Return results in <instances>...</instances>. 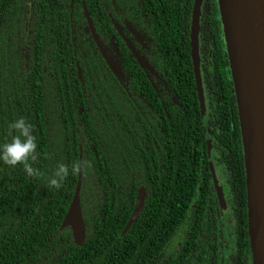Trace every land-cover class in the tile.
<instances>
[{
  "label": "trees",
  "instance_id": "16d2710c",
  "mask_svg": "<svg viewBox=\"0 0 264 264\" xmlns=\"http://www.w3.org/2000/svg\"><path fill=\"white\" fill-rule=\"evenodd\" d=\"M82 1L93 27L100 28L104 23L102 6L110 0ZM4 4L0 8L2 24L10 29L11 23L17 27L24 13L20 4L0 0V7ZM188 4L190 12L192 0ZM174 11L172 7V17ZM31 12L30 22L36 31L42 26L67 29L69 13L77 26L86 20L80 0H73L72 5L69 0H35ZM171 21L174 23L175 18ZM171 25L167 22L161 26ZM94 32L100 43L104 36L112 38L122 63L112 61L101 45L110 63L120 70L119 77L108 68L93 42L81 40L83 31H76V66L68 46L66 50L61 48L56 62L54 43L50 42L43 52V64L25 67L15 57L10 58L12 51L0 45V58L21 63L4 73L28 79L27 83L12 81L7 91L0 93V143L10 142L14 134L9 123L24 117L32 124L37 143L36 159L29 162L40 172L39 176L28 177L22 165L12 167L0 162V264H188L185 260L190 256L194 264H201L200 256L206 251L209 261L205 264H215L221 244L204 233L211 225L206 220L210 212L202 202L211 187L205 140L207 131H213L207 126L206 115L213 119L215 146L224 148L222 165L230 170L236 188L237 264H246L250 249L242 147L221 44L216 40L213 45L209 85L213 97L208 98L202 116L189 31H148L158 51L148 59L151 66L147 64L174 100L159 96L166 91L158 84L159 93H155L145 77L148 72L118 39L116 31ZM210 32L216 37V31ZM37 55L40 59L39 52ZM38 76L44 78L42 83ZM70 80L75 81L73 88ZM139 94L142 104L137 99ZM58 163L68 165L70 174L60 189L51 190L46 181ZM74 163L80 167L73 175ZM79 175L85 239L76 246L70 229L60 226ZM141 186L146 192L142 210L122 233ZM180 232L183 244L179 253L165 256Z\"/></svg>",
  "mask_w": 264,
  "mask_h": 264
},
{
  "label": "flooded vegetation",
  "instance_id": "af4514ba",
  "mask_svg": "<svg viewBox=\"0 0 264 264\" xmlns=\"http://www.w3.org/2000/svg\"><path fill=\"white\" fill-rule=\"evenodd\" d=\"M5 1V0H2ZM35 0H8L9 4H20L19 9L22 10V23L18 20L17 23H20L17 27H14V23H11L12 28H8L2 24L0 17V45L5 46L8 52L12 51L10 58L15 57L25 67L29 65H40L43 64L45 55H43L44 49L48 48L50 42L54 43V56L56 62L59 61V53L61 48L66 50L68 46L70 59L76 66V31H83L81 33V40H85L88 43L93 42L96 46L95 40L93 38V31H116L118 39L129 49L131 52L134 51L145 63L148 62V59L153 57L156 54L157 44L154 41V37H151L148 31H191V15H192V5L189 8V1L191 0H117L115 3L114 0H110L107 5L104 4V12L102 13V19L104 23L101 22V27L95 29L93 27V22L90 21V17L87 15V12L84 7V2L80 0L83 16L86 18L85 23L77 26L72 20V15H68V28L59 29V28H49V27H39V31H36L35 25H32L30 22V16H32V7ZM65 1V0H62ZM12 2V3H11ZM70 5L73 4V0H69ZM5 4L0 8H4ZM172 7L175 8V13L173 17L170 15ZM12 12V11H11ZM9 13V12H8ZM116 13V18L112 15ZM2 16V13L0 12ZM89 17V18H88ZM163 20L159 21V18ZM172 18H175L174 23L171 21ZM188 18V19H187ZM90 19V20H89ZM189 20V21H188ZM90 22V24H89ZM169 23L173 27L161 26ZM171 22V23H170ZM110 25L112 27H110ZM63 31V33L61 31ZM198 33V51H199V72L201 76V84L204 97V112L202 116L206 113L208 108V98L211 99L213 96L209 94L210 92V83L213 76L212 69V58H213V45L215 41L221 44L223 48L222 56L224 62L228 63L225 56V44L223 41V29L220 22V16L218 11V5L216 0H201L199 15H198V27L196 28ZM210 31H216V37L212 35ZM207 35H204V33ZM95 38L103 49L108 52L112 61L117 63L121 62V56L117 52L112 38L104 36L101 43L99 42L96 34ZM97 48V46H96ZM98 50V48H97ZM158 51V50H157ZM40 54V59L38 58L37 53ZM99 52V50H98ZM100 54V52H99ZM101 55V54H100ZM102 57V56H101ZM145 58V60L143 59ZM9 58L1 57L0 58V93L7 91L9 85L12 81H21L24 80L25 83L28 82V79L24 78H13V75H6L4 72L7 71V68L12 66L20 67L21 63L15 60H8ZM70 60V61H71ZM122 63V62H121ZM149 64V62H148ZM150 65V64H149ZM148 65V66H149ZM151 66V65H150ZM149 66V67H150ZM26 73L28 69L24 70ZM146 71V70H145ZM153 71V70H152ZM193 71V70H192ZM148 74H145L146 79L149 81L155 93H159L156 89V86L163 87L166 93H159L165 96H168L169 100H174L169 96L170 90L164 84L163 80H160L157 74L154 72L147 71ZM228 72V71H227ZM46 69L43 67L42 75H45ZM229 75V73H228ZM205 78H208L206 80ZM230 78V75H229ZM35 78L33 77L32 80ZM65 79V78H63ZM37 80L42 83L44 78L38 76ZM75 81L70 80L69 86L73 88ZM231 83V80H230ZM232 86V85H231ZM25 88V86H24ZM232 91V90H231ZM137 99L140 104L144 103L143 96L140 94L137 96ZM199 102V101H198ZM161 107L163 103L160 102ZM200 109V106H199ZM166 112V109L163 110ZM201 112V111H200ZM207 126L210 127V130L207 131L206 138V157L209 177L208 179L211 182V187L208 189L210 192L209 196L203 198L202 202L206 208V212H210L209 219H206L209 222V231L204 233H209V237L212 240L220 243V251L217 253V262L215 264H237L239 260V254L236 244V235H235V226H236V213H237V194L236 188L234 187V182L231 178V173L228 168L223 167V161L221 160V149H218L215 144H217L214 138V129L215 125L213 119L206 115ZM205 130V129H204ZM240 140V135H239ZM242 150V148H241ZM203 156L199 170H202L201 163L203 162ZM211 168L213 175L221 187L222 201L220 202L217 197V192L213 183V177L211 174ZM242 169L244 177V168H243V159H242ZM222 173L224 180H218V174ZM244 181V178H243ZM245 188V182H244ZM246 209V208H245ZM216 224V228L215 225ZM247 224V223H246ZM231 227V237L230 233L227 232L228 228ZM201 232V231H199ZM229 233V236H228ZM179 240L174 243L175 239L168 246L167 253L165 256L174 257L176 256L183 244V233H179ZM249 246V245H248ZM196 254V253H192ZM199 255V254H198ZM209 252H205L201 257V264H205V260L209 261ZM188 264H194L192 262L191 256L185 260ZM246 264L251 263L250 251L247 253Z\"/></svg>",
  "mask_w": 264,
  "mask_h": 264
},
{
  "label": "water",
  "instance_id": "95a60500",
  "mask_svg": "<svg viewBox=\"0 0 264 264\" xmlns=\"http://www.w3.org/2000/svg\"><path fill=\"white\" fill-rule=\"evenodd\" d=\"M222 25L225 56L228 63L232 93L234 95L242 159L244 168L247 240L252 264H264V0H216ZM201 0H193L191 31H189L190 58L201 114L204 97L199 72L198 15ZM90 24V22H89ZM96 46L111 72L119 77L98 44ZM132 55L141 68L153 72L134 51ZM79 73V71H78ZM213 183L219 201V187L211 168ZM78 183L60 228H69L73 243L81 246L85 239V226L81 213ZM146 192L141 186L135 205L125 225L124 233L142 210Z\"/></svg>",
  "mask_w": 264,
  "mask_h": 264
},
{
  "label": "clouds",
  "instance_id": "9594fccd",
  "mask_svg": "<svg viewBox=\"0 0 264 264\" xmlns=\"http://www.w3.org/2000/svg\"><path fill=\"white\" fill-rule=\"evenodd\" d=\"M11 135L10 142L0 143V162L8 166L15 167L22 165L24 173L28 177L39 176L40 172L34 168L30 160L36 159V137L33 134V126L24 117H19L8 125ZM80 165L74 163L71 173L74 175L79 170ZM69 166L58 163L51 175L47 178V185L51 190L62 187L63 181L69 176Z\"/></svg>",
  "mask_w": 264,
  "mask_h": 264
},
{
  "label": "rangeland",
  "instance_id": "374dc122",
  "mask_svg": "<svg viewBox=\"0 0 264 264\" xmlns=\"http://www.w3.org/2000/svg\"><path fill=\"white\" fill-rule=\"evenodd\" d=\"M218 176H219L218 180H220V181L224 180V176L222 175V173H219ZM231 231H232V228L229 227L228 230H227V232L230 233V239H232V237H231ZM229 233H228V236H229ZM178 240H179V237H177V238L175 239L174 243H176ZM225 264H226V263H225Z\"/></svg>",
  "mask_w": 264,
  "mask_h": 264
}]
</instances>
